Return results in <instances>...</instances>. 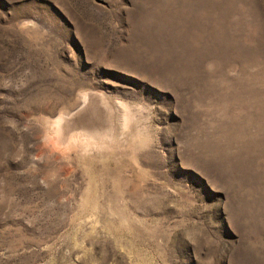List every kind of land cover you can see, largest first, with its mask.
Masks as SVG:
<instances>
[{
  "label": "rangeland",
  "instance_id": "1",
  "mask_svg": "<svg viewBox=\"0 0 264 264\" xmlns=\"http://www.w3.org/2000/svg\"><path fill=\"white\" fill-rule=\"evenodd\" d=\"M0 264H264V0H0Z\"/></svg>",
  "mask_w": 264,
  "mask_h": 264
},
{
  "label": "bare ground",
  "instance_id": "2",
  "mask_svg": "<svg viewBox=\"0 0 264 264\" xmlns=\"http://www.w3.org/2000/svg\"><path fill=\"white\" fill-rule=\"evenodd\" d=\"M70 137V136H69ZM81 140V139H80Z\"/></svg>",
  "mask_w": 264,
  "mask_h": 264
}]
</instances>
